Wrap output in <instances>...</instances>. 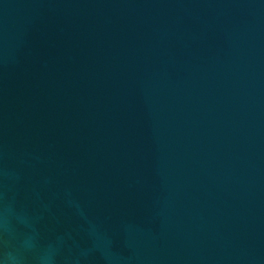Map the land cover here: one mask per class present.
Returning a JSON list of instances; mask_svg holds the SVG:
<instances>
[{
	"label": "water",
	"instance_id": "water-1",
	"mask_svg": "<svg viewBox=\"0 0 264 264\" xmlns=\"http://www.w3.org/2000/svg\"><path fill=\"white\" fill-rule=\"evenodd\" d=\"M9 252L264 264V0H0Z\"/></svg>",
	"mask_w": 264,
	"mask_h": 264
},
{
	"label": "clouds",
	"instance_id": "clouds-1",
	"mask_svg": "<svg viewBox=\"0 0 264 264\" xmlns=\"http://www.w3.org/2000/svg\"><path fill=\"white\" fill-rule=\"evenodd\" d=\"M19 256L18 254H13L11 252L4 256L5 264H16ZM40 259L45 262L53 261L55 259L53 250H48L41 254Z\"/></svg>",
	"mask_w": 264,
	"mask_h": 264
}]
</instances>
